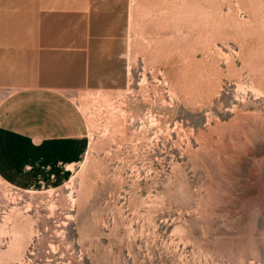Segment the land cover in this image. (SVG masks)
Segmentation results:
<instances>
[{
	"label": "rangeland",
	"instance_id": "obj_1",
	"mask_svg": "<svg viewBox=\"0 0 264 264\" xmlns=\"http://www.w3.org/2000/svg\"><path fill=\"white\" fill-rule=\"evenodd\" d=\"M128 3L71 176L0 178V264H264V0Z\"/></svg>",
	"mask_w": 264,
	"mask_h": 264
},
{
	"label": "crops",
	"instance_id": "obj_2",
	"mask_svg": "<svg viewBox=\"0 0 264 264\" xmlns=\"http://www.w3.org/2000/svg\"><path fill=\"white\" fill-rule=\"evenodd\" d=\"M128 0H0V178L19 189L68 180L88 149L71 97L126 72Z\"/></svg>",
	"mask_w": 264,
	"mask_h": 264
}]
</instances>
